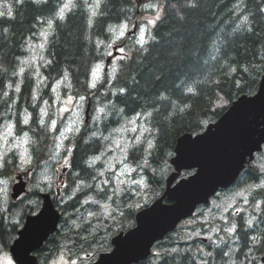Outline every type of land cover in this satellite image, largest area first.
<instances>
[{"label": "trees", "instance_id": "trees-1", "mask_svg": "<svg viewBox=\"0 0 264 264\" xmlns=\"http://www.w3.org/2000/svg\"><path fill=\"white\" fill-rule=\"evenodd\" d=\"M67 2L0 0L5 10V15L0 16V91L6 90L0 98V130L12 121L15 132L31 140L30 164L24 165L21 154L11 150L4 157L5 167L0 169V178L11 186L20 171L30 174L27 194L17 200L11 196L6 202L0 199V235L5 237L11 229L6 217H11L12 226L21 224L27 214L41 208V193L50 192L40 176L45 170L54 173L53 166L66 155L67 144L62 156L56 149L54 157H50L46 150L57 148L58 134L72 112L67 108L63 115L56 116V110L60 112L65 100L74 97L82 102L85 118L71 138L74 146L63 178L66 186L55 201L62 217L58 229L37 254L39 259L50 262L63 252L69 261L66 264H92L100 253L112 249L115 234L135 225L140 208L163 194L166 178L174 169L170 159L177 139L187 132L204 131L238 97L257 92L264 75V0H99L96 15L89 7L96 0H72L74 6L65 11L61 20L56 13ZM153 6L160 8L159 19L147 24L143 16L155 14ZM9 8L11 17L6 14ZM49 20L53 22L51 28ZM144 25L147 29L142 37ZM122 26L133 30L136 26V30H123L120 36ZM45 33L48 35L40 50L38 71L29 62L22 76L24 60L30 58ZM141 38L143 46L138 43ZM114 52L117 56L111 62L118 57L117 69L110 75L108 53ZM99 63L108 67L92 87L93 69ZM121 88L125 91L121 92ZM89 99L90 118L86 120ZM26 117L27 124L23 122ZM134 118L151 131L144 133L141 143L133 142L128 161L136 168L135 175L147 177L151 197L134 207L130 205V191L123 193L118 202L112 191L111 202L118 210L111 217L89 218L98 206L86 200H111L110 186L100 175L103 164L89 161L103 153L116 132ZM148 141L153 144L151 149ZM263 153L264 150L258 153L256 159ZM253 162L245 167L235 186L222 191L252 187L257 174H264L256 160ZM190 173L184 171L183 176ZM194 217L182 221L153 246L146 260L137 264H260L264 253L259 251L260 239L255 235L256 241L252 239L255 227L239 219L232 235L224 230L223 221L215 218L208 224L194 225ZM231 218L230 225L238 221L236 216ZM199 226L206 227L205 231H219L214 240L204 242L189 235Z\"/></svg>", "mask_w": 264, "mask_h": 264}, {"label": "water", "instance_id": "water-1", "mask_svg": "<svg viewBox=\"0 0 264 264\" xmlns=\"http://www.w3.org/2000/svg\"><path fill=\"white\" fill-rule=\"evenodd\" d=\"M115 55L116 52L107 63ZM89 109L90 105L86 120ZM263 144L264 75L255 94L238 97L203 132H187L177 139L174 156L170 159L175 169L166 178L164 193L139 210L136 225L113 236V248L101 253L93 264H136L147 259L154 244L190 217L199 204L208 203L219 188L234 183L248 158L253 159L254 153L262 150ZM191 169L196 171L179 178L183 170ZM18 179L12 189L13 199L27 192V182L22 180L21 175ZM42 197L41 209L26 217L18 238L11 246L19 264H40L33 252L58 229L62 215L50 193H43Z\"/></svg>", "mask_w": 264, "mask_h": 264}, {"label": "rangeland", "instance_id": "rangeland-1", "mask_svg": "<svg viewBox=\"0 0 264 264\" xmlns=\"http://www.w3.org/2000/svg\"><path fill=\"white\" fill-rule=\"evenodd\" d=\"M153 7L156 9L155 14L153 15L148 14L143 16V19L147 21V24H151L150 21L155 20L157 18L158 13L160 12V8H158L157 6H153ZM4 11H3V3H2L0 4V12H4ZM129 29L133 30V28H127V27L123 28L125 32H127ZM146 29L147 26L144 25L143 29H141L140 32V35L142 37L145 36ZM47 35L48 34L45 33L42 41L37 45H35L36 49L33 47L30 58L24 60L23 68H26V64H28L29 62H33L35 69L38 71L36 67L39 65L38 61L40 56H42V51L40 52V50H43L46 45ZM117 60L118 57L110 64V68L108 70L110 75H114V73L116 72V70L115 72H113V67L115 66V69H117ZM98 65L99 68L97 69L96 82L103 77L106 66L105 63H99ZM93 79L94 77L92 74V81ZM58 91L59 90L57 89L56 91L57 96H59ZM82 107H83L82 102L80 103L74 97H70V98L68 97L67 100H65V104L62 106L60 112L58 109L56 110L57 113L56 116H59V113L60 115H63V113L66 111L67 108L68 110L70 109L72 111L70 117L71 119L67 122L65 127L62 128L60 133L58 134L56 153H60L61 156L65 153V150H63V148L64 145L67 144L66 140L69 137L76 134L82 127L85 118L84 116L85 109L83 108L84 109L83 110ZM47 109L48 107L45 106L44 112H46ZM98 110L99 112L102 111V107H99ZM6 126L7 127H3L0 130V154H4V153L7 154L11 150H16L21 154V159L22 157L28 158L29 150H30L29 144L31 143L30 138L26 134L18 135L15 132V127L12 121H8V125ZM144 128H147V125L144 122H138L136 118H134L132 122L126 124L124 127L120 128L119 131L116 132L117 133L116 136L112 137V139L110 140L111 143H109L107 149L103 153L98 155L100 159L95 160L94 162L95 164H101V166L103 164V170L100 171V173H103L102 180L107 181L105 185L110 186L111 200H108L105 203H101L99 201H96L95 198L93 197L89 198L87 200L88 202H92L93 206H98L97 211L93 212L92 217H102V218L111 217L112 212L118 210V207L116 205H113V203L111 202L113 192L116 195L115 200L118 202L119 198L122 196L123 193H125L126 191H130V193L133 196V200L130 203V205H133L134 207L141 206L142 204L147 202L151 197L150 186L148 184L147 177L141 173L135 175L136 168L128 161V154L130 148L133 146V142L136 141L137 137H141L142 139L145 133L143 131ZM61 152L63 153L61 154ZM69 155L70 152L67 144L66 155L57 159L53 166L54 173L50 174L49 170H45L40 176V180L46 183V185L45 184L44 185L45 187L49 188V191L51 192L53 198L56 197L58 190L62 186V182L64 180L63 178H61L64 172L63 169L65 167L67 169L69 168L70 165L69 163L65 165V158H67L69 162ZM56 157H59V155ZM255 160L257 165L260 168L264 169V153L259 155L258 159ZM23 164L25 165V163ZM20 172H23V170ZM109 177H112L110 181H109ZM12 186L8 185V182L6 180L0 178V199H2V201L6 202L10 198ZM239 187H237L233 191H230L229 193H225V194L222 193L220 195V198L214 200L209 207L200 210L198 215L193 219L194 225H196L197 222H207L208 224L209 222H212L215 219V216H219L221 218L222 217L225 218L222 221L223 224L225 225V228H227L231 223L230 218L228 219V215H231L233 212H235L236 206H241L245 208L247 214H249L250 213L248 210L249 195L247 196V194L249 193L251 187L242 189V191L235 192ZM241 192L244 193V196L238 195V193ZM245 197L247 203H245L244 201ZM35 205H37L36 202ZM15 221H18L19 223L20 219H16ZM208 226L209 225H207V227ZM205 229L206 227L203 229H201L200 226L196 227V229L192 230L189 233V235L192 237H207V238L209 237V235H211L212 237L211 240H214L215 233L218 231H214L215 228H211L209 231H205ZM197 233H199V235H197ZM66 263H69V261L67 257L63 254V252L59 253L58 256H56V258L52 259L49 262V264H66Z\"/></svg>", "mask_w": 264, "mask_h": 264}, {"label": "flooded vegetation", "instance_id": "flooded-vegetation-1", "mask_svg": "<svg viewBox=\"0 0 264 264\" xmlns=\"http://www.w3.org/2000/svg\"><path fill=\"white\" fill-rule=\"evenodd\" d=\"M27 67L28 66H26V68H22L23 71L20 70V73L22 74V76H25L26 75V73H27V71H26L27 70ZM5 93H6V90H1L0 91V98ZM21 99H22V97L19 98L17 102L21 101ZM90 130H91V128L88 131H90ZM79 133H81V132H79ZM71 138H72V136L70 138H68V142H67L69 152H72L73 146H74V144L72 142L73 140ZM46 151H47V154L50 153V157H54L56 148L51 147V148H49ZM257 173H259V172H257ZM256 177H257L256 178V181L252 184V187H251L249 193L247 194V196L249 195L248 196V204H249V209L248 210H249L250 213L247 214L245 208H243L241 206H236L235 212H233L234 213L233 217L236 216V218H238V221L236 220L237 221L236 223L235 222H232V223H235L236 225H238L239 219H241V220H243L245 222L246 226H249L246 223L247 220L250 219V218L255 217V219H253V221H252V225L249 226V227H255L256 228V231H255V233H253V236L255 235L257 238L260 239V242L261 243H260L259 251L260 252L262 251L264 253V198H261V194L258 192L260 189L257 187V185H259L261 183H264V174H262V173L257 174ZM26 179H27L28 187H29L30 177H29L28 174H27L25 180ZM242 189H244V188L239 187L235 192L242 191ZM222 193L225 194L226 192H223V191L221 192L220 191L218 193V195L212 200V202L214 200L220 198V195ZM256 195H258V196H256ZM245 200H246V197H245ZM212 202L209 203L208 205H204V204L199 205L198 208H197V210H196L195 217L198 215V213H199L200 210L209 207L212 204ZM258 202L260 203L259 210L255 207V205ZM230 217H231V215H228V219ZM215 218L218 219L219 221H222L223 220L219 216H217V217L215 216ZM10 219H11V217H6V221H7L6 225H9L11 227V229L8 231V233L6 234L5 237H3V235H0V264H19L15 260L13 254L11 252V246L14 243V241L17 239V237L19 236V231L24 226L26 217H25V219L23 220V222L21 224L15 223L14 226H12V222H11ZM243 232L245 233V232H247V230L244 229ZM197 238H202V237H197ZM35 254L38 257L37 251L35 252ZM39 261L42 262V263H45L43 261V259H41ZM260 264H264V254L261 255Z\"/></svg>", "mask_w": 264, "mask_h": 264}, {"label": "snow or ice", "instance_id": "snow-or-ice-1", "mask_svg": "<svg viewBox=\"0 0 264 264\" xmlns=\"http://www.w3.org/2000/svg\"><path fill=\"white\" fill-rule=\"evenodd\" d=\"M72 6H74V5L72 4V0H68V2L65 3V4L63 5V7H62V8L56 13V16H57L59 19L63 20V19H64V15H65V11H66V10H70V7H72ZM89 7H90V9H91L92 15H96V9H98V8L100 7L99 0H96V3H95L94 6H93V5H90ZM6 14H7V16H9V17H11V16L13 15V13H12V11H11L10 8H9V10L7 11ZM3 15H5V13H4V12H0V16H3ZM156 19H159V15L157 16ZM245 19H246V18H245ZM52 23H53V22H52L51 20L48 21L49 28L52 27ZM150 23H155V20L150 21ZM123 27H126V26H122V30L120 31V36H123V35H124ZM5 31H7V30L5 29ZM110 31H111V29H110ZM142 31H143V30H142ZM100 43H102V42H100ZM138 43L141 44V46H143V44H144V40L141 38V39L138 41ZM119 50H120V52H122V53L124 52V49H123V48H120ZM108 55L111 56V53H108ZM98 68H99V65H97V66L93 69V73H92V74H93L94 79H93V81H92V83H91V86H92V87H95V86H96V78H97V69H98ZM115 70H116V69H115V66H114V67H113V72H115ZM21 71H23V69H21ZM65 75H67V73H65ZM120 91H121V92H124L125 89L121 88ZM189 91H192V89H189ZM81 99H84V97H81ZM138 115H139V114H138ZM148 115H150V113H149ZM23 122H24L25 124H27V123H28V118L26 117V118L24 119ZM41 123H43V121H41ZM55 124H56V122H55V121H52V127H55ZM133 130H135V129H133ZM143 131H144V132H150L151 130L148 129V128H144ZM135 142H136L137 144L141 143V142H142L141 137H137ZM152 147H153L152 142H151V141H148V148L151 149ZM5 155H6V153H4V154H0V168L5 167V160H4V156H5ZM99 159H100L99 156L94 157L91 161H89V163L92 164V163L95 162V160H99ZM22 160H23V163H25V164H30V163H31V159H30V158H23V157H22ZM68 163H69V162H68L67 158H65V165H67ZM100 175H103V173H100ZM105 183H107V181H105ZM257 187H258L259 189L262 190V193H261V194H264V183H261V184L257 185ZM238 195H240V196H244V193L241 192V193H238ZM85 203H88V201L86 200ZM245 203H247V200H245ZM255 207L259 210V208H260V203L258 202V203L255 205ZM92 215H93V213H89V218H91ZM222 219H225V218L222 217ZM253 219H255V217L248 219L247 222H246L247 225L251 226V225H252V221H253ZM73 223L75 224L76 222L73 221ZM76 226L79 227L78 224H77ZM236 228H237V225H236L235 223H232L231 226L227 227V228L224 229V230H225L228 234H233V233H235ZM214 231H219V229H214ZM197 235H199V233H197ZM208 238L211 240V239H212L211 235H209ZM252 239H253L254 242L256 241V237H253ZM174 251H175V250H174Z\"/></svg>", "mask_w": 264, "mask_h": 264}, {"label": "bare ground", "instance_id": "bare-ground-1", "mask_svg": "<svg viewBox=\"0 0 264 264\" xmlns=\"http://www.w3.org/2000/svg\"><path fill=\"white\" fill-rule=\"evenodd\" d=\"M16 10H17V8H16ZM40 14H41V13H40ZM40 16H41V15H40ZM38 24H39V23H38ZM38 24H37V25H38ZM41 30H42V29H41ZM89 118H90V117H89ZM93 149H94V148H93Z\"/></svg>", "mask_w": 264, "mask_h": 264}]
</instances>
